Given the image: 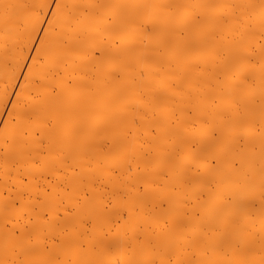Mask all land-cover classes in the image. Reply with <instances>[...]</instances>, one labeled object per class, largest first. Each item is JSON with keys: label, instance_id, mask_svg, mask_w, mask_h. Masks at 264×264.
Wrapping results in <instances>:
<instances>
[{"label": "bare ground", "instance_id": "bare-ground-1", "mask_svg": "<svg viewBox=\"0 0 264 264\" xmlns=\"http://www.w3.org/2000/svg\"><path fill=\"white\" fill-rule=\"evenodd\" d=\"M117 260L264 264V0H0V264Z\"/></svg>", "mask_w": 264, "mask_h": 264}, {"label": "rangeland", "instance_id": "rangeland-1", "mask_svg": "<svg viewBox=\"0 0 264 264\" xmlns=\"http://www.w3.org/2000/svg\"><path fill=\"white\" fill-rule=\"evenodd\" d=\"M36 42L38 43L39 42V38H38V40H36ZM37 43H35V45H34V48L32 49V51L30 52V55H28V58H27V61H26V64H30V61H31V59H32V53H34V51H35V49H36V46H37ZM59 172L60 173H62L63 171L62 170H59ZM20 206V205H19ZM19 206L17 205V207L19 208ZM22 209V210H21ZM24 210V214L26 213V210H25V205H24V208L22 207V208H19V212H21L20 214H22V211Z\"/></svg>", "mask_w": 264, "mask_h": 264}, {"label": "snow or ice", "instance_id": "snow-or-ice-1", "mask_svg": "<svg viewBox=\"0 0 264 264\" xmlns=\"http://www.w3.org/2000/svg\"><path fill=\"white\" fill-rule=\"evenodd\" d=\"M116 264H119V261L118 260L116 261Z\"/></svg>", "mask_w": 264, "mask_h": 264}]
</instances>
